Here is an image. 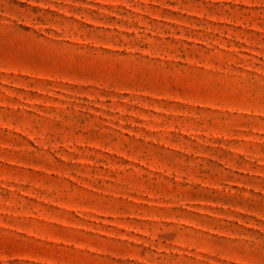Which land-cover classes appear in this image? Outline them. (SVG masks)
Returning a JSON list of instances; mask_svg holds the SVG:
<instances>
[{
	"label": "rangeland",
	"instance_id": "1",
	"mask_svg": "<svg viewBox=\"0 0 264 264\" xmlns=\"http://www.w3.org/2000/svg\"><path fill=\"white\" fill-rule=\"evenodd\" d=\"M0 264H264V0H0Z\"/></svg>",
	"mask_w": 264,
	"mask_h": 264
}]
</instances>
